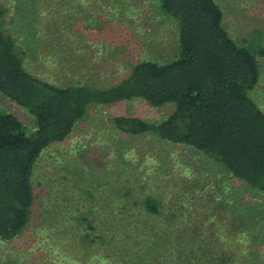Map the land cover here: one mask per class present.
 <instances>
[{
  "label": "trees",
  "instance_id": "obj_1",
  "mask_svg": "<svg viewBox=\"0 0 264 264\" xmlns=\"http://www.w3.org/2000/svg\"><path fill=\"white\" fill-rule=\"evenodd\" d=\"M159 5L177 22L176 56L166 63L144 59L108 87L85 82L59 86L34 75L25 65L27 52L14 32L24 27L10 28L9 10L0 5V93L35 120V130L29 132L20 118L0 108L1 241L15 239L31 219L32 177L43 151L65 141L91 108L133 99L154 107L171 105V111L160 121L114 116L117 128L202 151L251 194L264 198V109L252 94L260 80L259 56L264 48L255 40L247 45L237 42L225 28L216 0H160ZM92 15L83 17L94 21ZM75 24L60 27L74 30ZM84 25L83 32L76 33L78 48L89 41L85 31L96 27L95 22ZM104 171L101 183H90L94 192L88 191L87 198L93 206L79 211L83 249L93 250L90 257L97 264H264L261 198L240 202L228 197L226 206L232 216L238 215L239 226L220 212L202 219L189 212L185 219L189 230L179 224V216H184L179 208L163 209L165 204L155 196L138 199L130 183H114L113 171ZM97 185L105 187L104 193L97 191ZM98 204L101 208L96 210ZM70 255H61L66 259L63 264H87L83 257L74 260Z\"/></svg>",
  "mask_w": 264,
  "mask_h": 264
},
{
  "label": "rangeland",
  "instance_id": "obj_2",
  "mask_svg": "<svg viewBox=\"0 0 264 264\" xmlns=\"http://www.w3.org/2000/svg\"><path fill=\"white\" fill-rule=\"evenodd\" d=\"M159 1L0 0V5L9 10L10 28L24 27L14 32L27 52L25 65L34 75L59 86L85 82L108 87L144 59L166 63L176 56L177 22L163 13ZM216 1L225 28L237 42L247 45L255 40L264 48V0ZM38 11L41 16L35 14ZM78 11L83 16L93 14L95 20L85 21ZM58 16L66 20L59 24ZM75 22L74 30L60 27ZM93 22L95 29L85 31L89 41L78 48L76 33L83 32L84 23ZM259 62L261 76L252 94L264 109V55ZM0 108L20 118L29 132L35 130L34 116L1 93ZM170 111L171 105L154 107L141 99L93 107L65 141L49 145L34 167L31 219L15 239L0 240V264H63L61 255L67 253L71 259L81 256L87 264H97L90 257L93 250L83 249L79 211L93 206L87 198L88 191L94 192L90 183H101L102 172L109 169L114 183H130L138 199L155 196L165 204L163 209L179 208L184 214L179 224L189 230L191 225L185 223L189 212H197L199 219L220 212L239 226L238 215L232 216L226 206L228 197L240 202L261 197L251 194L220 163L193 147L155 135L125 133L112 122L118 115L160 121ZM103 188L97 185L99 193H104ZM95 208L100 209V204ZM192 222H197L196 216Z\"/></svg>",
  "mask_w": 264,
  "mask_h": 264
}]
</instances>
